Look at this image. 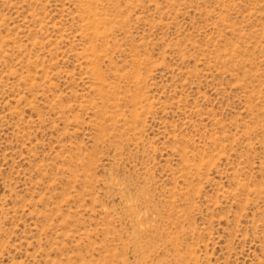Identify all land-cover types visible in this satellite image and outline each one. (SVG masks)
<instances>
[{
  "label": "rangeland",
  "instance_id": "1",
  "mask_svg": "<svg viewBox=\"0 0 264 264\" xmlns=\"http://www.w3.org/2000/svg\"><path fill=\"white\" fill-rule=\"evenodd\" d=\"M0 264H264V0H0Z\"/></svg>",
  "mask_w": 264,
  "mask_h": 264
}]
</instances>
